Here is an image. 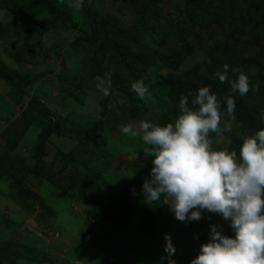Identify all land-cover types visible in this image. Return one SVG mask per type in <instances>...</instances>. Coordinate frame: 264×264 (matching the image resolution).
<instances>
[{
    "label": "rangeland",
    "instance_id": "rangeland-1",
    "mask_svg": "<svg viewBox=\"0 0 264 264\" xmlns=\"http://www.w3.org/2000/svg\"><path fill=\"white\" fill-rule=\"evenodd\" d=\"M31 1L0 0V63L11 76H0V158L6 156L0 165L8 166L0 175V264H168L161 259L167 256L165 234L175 248L171 259L190 264L208 241L210 225L234 236L216 214L185 223L163 198L146 203L141 189L153 157L119 126L173 122L167 113L162 121L170 95L166 74L206 83L216 79L211 63L218 59L239 65L249 59L243 72L259 91L229 93L252 108V125L262 126L264 70L257 74L254 64L264 65V0H204L201 6L196 0H85L79 12L68 0H53L46 10ZM229 32L226 57L218 44ZM104 36L122 41V54L109 40L102 46ZM177 54L184 55L178 65L170 60ZM96 64L112 74L109 96L96 88L102 77ZM139 79L151 101L131 90ZM40 109L58 129L48 133L41 152ZM234 115L221 124L230 123L231 132L212 134L213 148H239L245 129ZM118 196L126 207L122 224L89 216Z\"/></svg>",
    "mask_w": 264,
    "mask_h": 264
},
{
    "label": "clouds",
    "instance_id": "clouds-1",
    "mask_svg": "<svg viewBox=\"0 0 264 264\" xmlns=\"http://www.w3.org/2000/svg\"><path fill=\"white\" fill-rule=\"evenodd\" d=\"M84 4L85 0H68V7L75 12ZM231 71L238 74L235 79L229 78L228 64L214 76L227 83L232 94L259 91L239 67ZM111 76L105 72L98 77L96 88L104 96L111 94ZM131 90L144 102L153 99L143 79L132 82ZM222 103L226 106L223 110ZM234 111L232 95L221 98L211 85H202L181 94L173 122L161 125L141 120L138 129L131 122L119 126L123 135L140 138L145 157H153L150 178H144L141 189L146 203L163 198L162 204L185 223L199 221L204 212L216 214L234 232L228 236L218 230L220 226L210 225L208 241L200 245L190 264H264V128L242 137L238 149L213 148L212 134L221 137L232 131L230 123L221 124L225 115L234 120ZM164 238L167 256L161 259L176 264L171 259L175 253L171 236L165 234Z\"/></svg>",
    "mask_w": 264,
    "mask_h": 264
},
{
    "label": "trees",
    "instance_id": "trees-1",
    "mask_svg": "<svg viewBox=\"0 0 264 264\" xmlns=\"http://www.w3.org/2000/svg\"><path fill=\"white\" fill-rule=\"evenodd\" d=\"M51 1H53V0H32L31 5L33 6V8L39 7L40 9L46 10L51 6V4H52ZM196 1H197V5H199V6L203 5L204 0H196ZM230 9H232V6H230ZM214 14L216 15L214 21L217 23H220L219 19L221 18V15H217V13H214ZM230 37H231V33L229 32V34L225 37V39L223 41L219 42L220 44H218L219 46H221V45L223 46L222 52L225 53L226 57H229L228 54H230L227 51L228 47H229L228 40ZM108 38L109 37L104 36V38L100 42L101 45L102 46L106 45V41L109 40L112 42V43L109 42L110 43L109 45L112 46V48L116 52V54H122L120 50L125 49V46L122 45V41H119V40L113 41V39H108ZM181 39H183V38H181ZM263 43H264V38H263ZM261 46H264V45H261ZM119 48H121V49H119ZM183 56L184 55L177 54L175 57H173L174 59H170V60H174L172 62H174L176 65H178V64H180ZM105 57L106 56H105L104 52H102L101 53V59L104 60ZM243 61L245 62L244 63L245 65L236 64V62L233 60L218 59L216 61H213L211 63V66H213L216 69V71H223V65L224 64H228V65L234 64V67H239L242 71L244 70L246 72L249 69L248 64H247L249 62V59H243ZM244 66H246V67L242 69V67H244ZM254 67L259 69L257 74H259L261 72L260 70H264V65H261L260 63H255ZM102 69L103 68L101 65L96 64L97 74H101L103 76L105 72L102 71ZM231 69L232 68L229 67V72H228L229 78L235 79L238 74L233 73L231 71ZM0 76L6 77L8 79L11 78V76L8 75V72L5 70V66L1 63H0ZM258 76H260V75H258ZM165 81L167 82V94H170V95H169L168 101H166L165 111L163 112V116H162V119H163L162 121L164 123H167V121L169 120L168 116L176 118V116L178 115V102H179V98H180L181 94H187L189 91H195L202 85H211L212 92L217 94L221 98H223L225 95H231L229 93V90H230V88L228 87L229 85L227 83H221L218 80V78H216L215 80H209L206 83H202V81H199L198 79H194L192 81L187 80L185 82V81H181V79H179L173 73H167ZM122 88H123L124 92L128 91L127 90L128 87L123 86ZM225 107L226 106L223 105V103H222V108H225ZM235 111H236V113L239 114V118L243 122L244 129H245L244 136L254 134L255 131H257L261 128H264V124L262 126H260L259 128H255L254 127L255 125H252L253 121H252V117L250 115V111H252V108L250 106L243 105L240 103H235ZM39 112L43 113V115H44V117L41 116L39 118V121L41 122V126L44 129L40 135L41 137H40V141L38 144V150L41 152L43 145L45 143V140L47 139L48 133L50 131L51 132H57L58 129H56L53 126L51 119L45 118V117H47L45 115H47L49 112L47 109H45V110L40 109ZM166 113L168 114V116L165 115ZM237 141L239 143H242V138L238 139ZM94 151H95V149H94ZM5 157L6 156L0 158V163L4 159H6ZM67 163L75 165L76 161L74 159H70ZM6 167H8L7 163L6 164L3 163L0 165V175H1V173H2V175L5 174L6 170L4 171V169ZM115 199L117 202L115 200H110L106 205L97 206L96 210H91L89 212V216L91 218H94V219H96L99 216H105V217L113 218V219H115V221L117 223L122 224L124 222V216L123 215L126 211V207L124 205L125 204L124 198L121 196H118ZM153 219H155V218H153ZM150 222H154V221L151 219Z\"/></svg>",
    "mask_w": 264,
    "mask_h": 264
}]
</instances>
